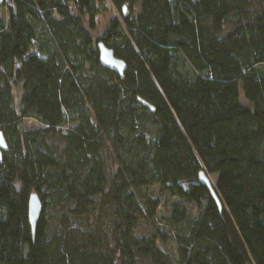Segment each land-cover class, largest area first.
Listing matches in <instances>:
<instances>
[{
  "label": "trees",
  "instance_id": "trees-1",
  "mask_svg": "<svg viewBox=\"0 0 264 264\" xmlns=\"http://www.w3.org/2000/svg\"><path fill=\"white\" fill-rule=\"evenodd\" d=\"M0 133V264H264V0H0Z\"/></svg>",
  "mask_w": 264,
  "mask_h": 264
},
{
  "label": "water",
  "instance_id": "water-1",
  "mask_svg": "<svg viewBox=\"0 0 264 264\" xmlns=\"http://www.w3.org/2000/svg\"><path fill=\"white\" fill-rule=\"evenodd\" d=\"M96 48L98 50V58H99L100 66L108 71H112L119 78H121L123 76L124 71L127 69L124 61L122 59L116 58L114 56V51L111 48L105 47L101 42H98ZM143 106H148V103L144 101ZM150 110H152L151 107ZM5 150H7L6 142L5 139L2 137V134L0 133V157H1V152ZM198 180L200 184H204L205 186H207V188L209 189V193L212 195V198L218 203L217 196L214 193L212 184L210 183V180L206 176V174L201 171ZM27 202H28L27 204L28 222L33 230L40 216L41 202H39L38 196L35 193H31L29 195Z\"/></svg>",
  "mask_w": 264,
  "mask_h": 264
},
{
  "label": "rangeland",
  "instance_id": "rangeland-1",
  "mask_svg": "<svg viewBox=\"0 0 264 264\" xmlns=\"http://www.w3.org/2000/svg\"><path fill=\"white\" fill-rule=\"evenodd\" d=\"M125 11V10H124ZM113 16H118V14H117V12H115V11H111L110 13H107V14H105V15H103V16H101V17H99V19H98V21H97V28H96V30L93 32V36L94 37H97V35H99L104 29H105V27L107 26L106 24H107V22H108V20L111 18V17H113ZM189 71H191V70H189ZM20 89H18V88H15L14 89V96H15V98H16V100L19 98V96H20ZM240 101L243 103V104H248V102L246 101V99H245V97H244V95H242V93H240ZM29 126H32V127H34V125H33V123H30V125ZM106 153H103V156H104V160H105V162H106V166H107V174H108V176L109 175H111L113 172H114V169L116 168V164L115 163H113V161L107 156V155H105Z\"/></svg>",
  "mask_w": 264,
  "mask_h": 264
}]
</instances>
